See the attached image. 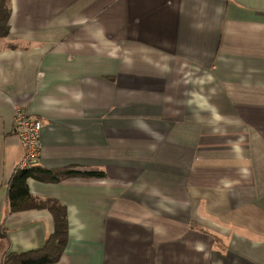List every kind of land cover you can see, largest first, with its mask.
Instances as JSON below:
<instances>
[{"label": "crops", "instance_id": "obj_1", "mask_svg": "<svg viewBox=\"0 0 264 264\" xmlns=\"http://www.w3.org/2000/svg\"><path fill=\"white\" fill-rule=\"evenodd\" d=\"M0 264L40 250L12 213L15 111L41 120L29 180L66 237L53 264H264V0H0Z\"/></svg>", "mask_w": 264, "mask_h": 264}, {"label": "trees", "instance_id": "obj_2", "mask_svg": "<svg viewBox=\"0 0 264 264\" xmlns=\"http://www.w3.org/2000/svg\"><path fill=\"white\" fill-rule=\"evenodd\" d=\"M0 33H4V29L0 28ZM82 174L71 171L58 174L41 167H33L29 170L17 171L13 175L9 189L11 212L19 213L27 210L48 209L55 219L56 231L40 250L22 254L9 253L6 255L3 264H53L59 260L67 230L65 213L62 207L55 201L35 199L29 190V180L36 179L43 182H60L66 176ZM83 175L105 177L103 172Z\"/></svg>", "mask_w": 264, "mask_h": 264}, {"label": "built area", "instance_id": "obj_3", "mask_svg": "<svg viewBox=\"0 0 264 264\" xmlns=\"http://www.w3.org/2000/svg\"><path fill=\"white\" fill-rule=\"evenodd\" d=\"M43 124L40 119L31 117L22 108L15 111V132L24 148V155L19 162L18 171L29 170L37 164L42 155L41 131Z\"/></svg>", "mask_w": 264, "mask_h": 264}]
</instances>
